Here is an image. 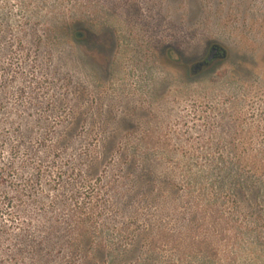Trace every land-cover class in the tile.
Instances as JSON below:
<instances>
[{"label":"rangeland","instance_id":"374dc122","mask_svg":"<svg viewBox=\"0 0 264 264\" xmlns=\"http://www.w3.org/2000/svg\"><path fill=\"white\" fill-rule=\"evenodd\" d=\"M222 157L253 164L234 206L200 179ZM79 171L108 218L76 264H264V0H0L1 261Z\"/></svg>","mask_w":264,"mask_h":264},{"label":"trees","instance_id":"16d2710c","mask_svg":"<svg viewBox=\"0 0 264 264\" xmlns=\"http://www.w3.org/2000/svg\"><path fill=\"white\" fill-rule=\"evenodd\" d=\"M220 161V163L218 162L215 164L202 166L200 169H204L203 174H207H202L203 176H201L200 179L204 185L211 186L210 189L213 193L215 190H217L218 193L219 191H223V195L226 197V200L229 201L233 206L237 205L238 198L236 192V181L237 179H240L239 177L241 176L238 171L242 167L252 166L253 164H250V162L243 164L231 162V164H228L223 160V157L220 158ZM76 174L81 176L80 181L84 183L85 187H80L79 189L77 188L78 190H74L76 192L74 193L75 203H73L75 208L71 209L70 212L66 214L67 221L64 223L60 222L59 224L56 219L50 220L46 232L39 234L38 230V237L39 235L43 236L45 234V239L48 242L46 248L45 246H42L43 242L39 241V238L37 241L34 239L26 240V247L21 246L20 250L18 251L19 258L18 256L12 254L7 256V260L6 258H3L2 261L0 260V264H11L12 259L14 262H16V264H53L55 255H57V257H68V259L61 262V264H76L80 263L81 259L85 261L94 255V241L91 239L89 240V237L91 236L94 238L96 231L99 230L97 226L105 225L108 215L104 217L101 213L94 212L96 204L101 200H99V196H90L88 194L91 189L87 186V171H79ZM5 175L6 173L0 174V179L2 181L6 177ZM104 176L105 172L103 174V177ZM97 180H100V177H98ZM197 180L198 179L195 178V181ZM86 188L88 189L85 190ZM81 190H85L87 196L85 199H83V203H77V197H84V194L81 195L80 193ZM96 192L99 194V190H96ZM102 200L104 199L102 198ZM61 221H63V219H61ZM95 224L96 226L94 230L90 232V228ZM117 234L121 235V231L117 232ZM100 235H102L101 232ZM3 240L12 241L11 239L9 240V238ZM18 249L19 248L16 250ZM56 249L58 250V253L54 252ZM10 252L12 253V249ZM2 254L6 257L5 250H2ZM76 256H78L80 259L75 261ZM70 258L71 260H69Z\"/></svg>","mask_w":264,"mask_h":264},{"label":"water","instance_id":"95a60500","mask_svg":"<svg viewBox=\"0 0 264 264\" xmlns=\"http://www.w3.org/2000/svg\"><path fill=\"white\" fill-rule=\"evenodd\" d=\"M220 50L221 54L219 58H222L225 56V49L217 43H213L212 45H210L206 57L203 60L196 62L191 67V70L195 72L196 70H200L202 67L209 65V63L216 57L217 53Z\"/></svg>","mask_w":264,"mask_h":264},{"label":"flooded vegetation","instance_id":"af4514ba","mask_svg":"<svg viewBox=\"0 0 264 264\" xmlns=\"http://www.w3.org/2000/svg\"><path fill=\"white\" fill-rule=\"evenodd\" d=\"M220 54H221V50L217 53L216 57L215 58H219L220 57ZM214 58V59H215Z\"/></svg>","mask_w":264,"mask_h":264}]
</instances>
